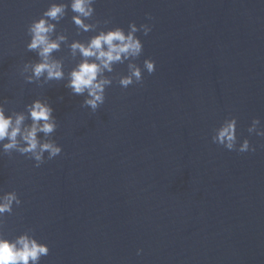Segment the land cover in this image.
I'll use <instances>...</instances> for the list:
<instances>
[{
    "label": "water",
    "instance_id": "95a60500",
    "mask_svg": "<svg viewBox=\"0 0 264 264\" xmlns=\"http://www.w3.org/2000/svg\"><path fill=\"white\" fill-rule=\"evenodd\" d=\"M50 2L0 0V102L19 111L48 99L62 147L39 168L0 158V188L21 200L5 217L9 238L33 229L49 247L40 264H264V137L246 131L254 117L264 125V0H96L105 27L151 25L137 33V63L151 58L155 71L126 89L113 82L95 113L63 81L19 75L36 59L26 26ZM71 15L57 31L93 34L76 35ZM54 55L65 71L75 63L66 48ZM229 115L254 152L211 143Z\"/></svg>",
    "mask_w": 264,
    "mask_h": 264
},
{
    "label": "clouds",
    "instance_id": "9594fccd",
    "mask_svg": "<svg viewBox=\"0 0 264 264\" xmlns=\"http://www.w3.org/2000/svg\"><path fill=\"white\" fill-rule=\"evenodd\" d=\"M95 3L96 0H51L47 8L26 26L29 39L25 49L34 52L36 59L24 62L19 69L25 83H35L38 87L51 81H63V87L71 95L83 97L81 107H87L93 113L104 104L105 90L113 82L126 89L142 84L145 72L151 75L155 71V61L151 58L137 63L143 53V42L137 33L147 36L151 25L141 23L137 26L130 21L126 30L120 26L105 27L111 21L94 19ZM69 11L76 35L93 33L87 39L69 41L65 31H57L58 24ZM146 18L153 19L149 14ZM62 47L75 61L67 71L64 58L54 55ZM117 64L125 65L126 71L112 75ZM6 103L0 102V158L11 159L15 153L34 161L33 166L39 168L46 160L62 153V147L52 138L58 124L48 99L37 97L19 111L6 107ZM246 131L249 136L264 137V125L259 118H252ZM210 140L237 153L256 150L247 137L238 138L237 118L232 115L226 116L211 130ZM20 205L15 189L4 191L0 188V264H40L41 258L49 254L48 245L37 239L31 228L11 238L6 233V214L12 215L14 207ZM141 251L137 249V255Z\"/></svg>",
    "mask_w": 264,
    "mask_h": 264
}]
</instances>
